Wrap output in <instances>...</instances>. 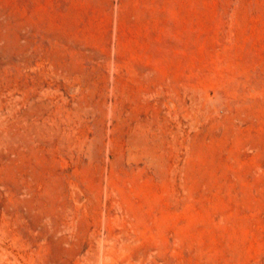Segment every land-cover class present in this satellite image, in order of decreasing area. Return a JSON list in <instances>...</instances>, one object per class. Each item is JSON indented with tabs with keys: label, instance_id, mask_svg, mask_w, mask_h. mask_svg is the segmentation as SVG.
I'll return each mask as SVG.
<instances>
[{
	"label": "rangeland",
	"instance_id": "obj_1",
	"mask_svg": "<svg viewBox=\"0 0 264 264\" xmlns=\"http://www.w3.org/2000/svg\"><path fill=\"white\" fill-rule=\"evenodd\" d=\"M0 264H264V0H0Z\"/></svg>",
	"mask_w": 264,
	"mask_h": 264
}]
</instances>
